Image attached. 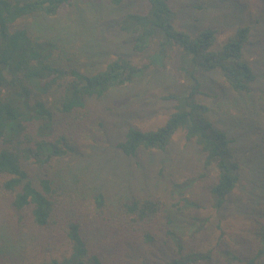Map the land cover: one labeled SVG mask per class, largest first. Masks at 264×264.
Listing matches in <instances>:
<instances>
[{"label":"trees","instance_id":"trees-1","mask_svg":"<svg viewBox=\"0 0 264 264\" xmlns=\"http://www.w3.org/2000/svg\"><path fill=\"white\" fill-rule=\"evenodd\" d=\"M73 1L0 0V191L18 223L57 236L65 245L59 258L4 264H125L133 256L135 264H150L147 256L156 255L142 256L147 248L158 253L154 264H264V167L243 209L248 224L239 249L225 228V213L242 187L246 166L238 162L234 139L214 126L202 102L210 94L201 77L211 72H218L235 93L251 91L256 75L243 59L250 27L240 26L218 43L215 29L191 33L181 28L170 0H146V10L127 13L119 29L147 63L140 66L119 56L101 69L82 71L60 40L18 26L30 17H54ZM108 1L121 9L130 0ZM170 60L182 79L164 96L172 113L154 130L129 127L116 147L127 158L164 152L182 133L197 150L200 176L182 179L175 171L167 174L163 165V186L115 204L81 173L53 167L52 161L75 152L67 129L86 120L92 101L132 84L149 69L165 68ZM260 122L264 128V112ZM259 135L264 165V131ZM32 165L43 171L32 177ZM211 172L215 175L207 182ZM201 181L206 186L200 197L192 191ZM0 241V256H16V240L5 242L0 232Z\"/></svg>","mask_w":264,"mask_h":264},{"label":"rangeland","instance_id":"rangeland-1","mask_svg":"<svg viewBox=\"0 0 264 264\" xmlns=\"http://www.w3.org/2000/svg\"><path fill=\"white\" fill-rule=\"evenodd\" d=\"M240 1L242 5L230 0L169 2L181 28L191 33L206 28L215 29L218 43L227 40L240 26L247 25L251 30L243 54L244 61L256 75L250 92L235 93L229 90L218 72L201 77L203 90L210 94V98L202 99L209 108L208 118L215 127L226 131L234 139L238 162L246 166L242 187L235 191L233 203L225 213V228L231 235L228 236L233 238V243L239 249L246 238L244 228L248 224L244 220L246 212L243 209L248 208L246 202L259 179V170L264 167L263 157L258 153L259 134L264 131L260 122L264 112V0ZM146 4V0H130L126 7L118 9L111 6L108 0H74L54 17H30L18 26L28 28L36 36L60 40L66 45L69 57L82 71L101 69L119 56H128L134 64L142 66L147 63L146 57L133 53L131 38L120 31L119 23L129 12L146 10ZM181 80L175 72V64L170 60L165 68L149 69L132 84L114 89L104 98L92 101L86 120H79V126L77 123L71 124L67 129L68 136L75 144V152L51 164L56 170L86 176L115 204L133 194L156 191L163 186L160 177L163 165L167 174L175 171L182 179L200 176L203 171L197 150L186 144L182 133L174 136L164 152H139L136 157L127 158L116 147L129 127L150 131L165 123L172 113V103L164 100V96L173 92ZM250 160L251 166L246 163ZM28 169L32 177L43 171L35 165ZM214 175L211 172L207 182H211ZM205 186V181L199 182L192 194L201 197L205 193ZM8 201L5 193L0 191V232L5 242L16 240L18 245L16 256L2 255L0 264L9 260L38 262L59 258L65 251L63 240L44 233V230L28 227L26 223H18L19 218L11 211ZM214 226L215 223L209 229L213 230ZM218 235L219 231L214 232L211 244ZM147 252L156 255L147 256L150 264H154V257L157 258L158 253L147 248L145 254L141 255L146 256ZM112 257L121 261V256ZM133 258L126 260L125 264H135ZM214 264L223 263L216 261Z\"/></svg>","mask_w":264,"mask_h":264}]
</instances>
